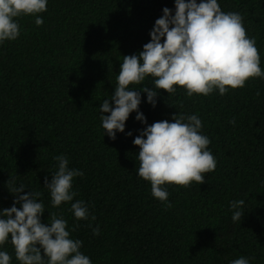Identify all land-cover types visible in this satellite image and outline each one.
Here are the masks:
<instances>
[{
    "label": "trees",
    "instance_id": "trees-1",
    "mask_svg": "<svg viewBox=\"0 0 264 264\" xmlns=\"http://www.w3.org/2000/svg\"><path fill=\"white\" fill-rule=\"evenodd\" d=\"M218 3L243 17L264 70V0ZM165 7L175 14V0H48L42 26L34 16L17 18L19 37L0 43V211L14 205L12 187L25 186L20 195L40 193L41 222L50 226L51 213L66 220L92 264H231L241 256L264 264V78L224 95L157 90L153 107L141 91L154 88L148 77L130 88L140 91L147 124L134 111L115 140L102 127L101 115L110 113L99 108L114 95L123 56L143 51ZM179 114L201 119L216 168L201 185H164L172 205L166 208L138 175L133 141L147 126ZM61 154L83 176L73 179V201L57 208L45 179ZM238 200L245 201L243 215L234 222L231 202ZM76 201L87 205V220H76ZM0 251L19 264L10 238Z\"/></svg>",
    "mask_w": 264,
    "mask_h": 264
},
{
    "label": "clouds",
    "instance_id": "clouds-1",
    "mask_svg": "<svg viewBox=\"0 0 264 264\" xmlns=\"http://www.w3.org/2000/svg\"><path fill=\"white\" fill-rule=\"evenodd\" d=\"M47 3L48 0H0V43L19 37V17L34 16L35 24L42 26L44 21L39 14L47 11ZM163 13L155 21L151 41L143 46V51L123 56L114 95L100 105L101 113H110L101 115V121L113 140L117 131H125L126 121L134 111L138 113L136 119L147 124L146 117L139 112L140 91L130 88L141 85L148 77L153 79L154 88L145 86L141 91L147 93V101L153 107L157 90L170 95L175 94L179 86L189 98L207 96L217 89L224 95L230 89L244 87L250 79L264 78L255 38L247 35L239 13L222 11L218 0H201L200 3L175 0V14L167 7ZM173 120L154 122L133 141L139 147L138 175L150 182L152 196L166 208L172 205L164 185L185 188L193 182L201 185L206 182L205 174L216 168L215 157L208 150L211 141L201 134L203 125L198 115L179 114ZM54 159L58 161L57 171L52 173L50 181L45 179V187L50 192L52 206L58 208L62 203L73 201L76 195L72 191L73 179L83 173L70 169L63 154ZM24 189L23 185L12 187L10 192L16 196L14 205L0 211V217H4L0 218V246L10 238L19 264H92L80 251L83 242L70 238L67 221L51 213L50 226L42 223L45 207L37 200L40 193L20 195ZM244 203V200L231 202L234 222L241 220L243 213L239 209ZM71 211L78 221L89 218L83 201L72 203ZM76 227L73 226V231ZM99 232L98 226L93 229L94 235ZM0 264H12V256L7 251H0ZM231 264H249V260L241 256Z\"/></svg>",
    "mask_w": 264,
    "mask_h": 264
}]
</instances>
